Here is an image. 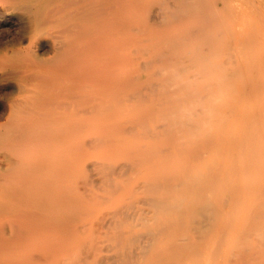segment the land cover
<instances>
[{
	"label": "bare ground",
	"instance_id": "1",
	"mask_svg": "<svg viewBox=\"0 0 264 264\" xmlns=\"http://www.w3.org/2000/svg\"><path fill=\"white\" fill-rule=\"evenodd\" d=\"M264 0H0V264H264Z\"/></svg>",
	"mask_w": 264,
	"mask_h": 264
},
{
	"label": "rangeland",
	"instance_id": "2",
	"mask_svg": "<svg viewBox=\"0 0 264 264\" xmlns=\"http://www.w3.org/2000/svg\"><path fill=\"white\" fill-rule=\"evenodd\" d=\"M263 255H264V254H263ZM261 260H264V257H263Z\"/></svg>",
	"mask_w": 264,
	"mask_h": 264
}]
</instances>
